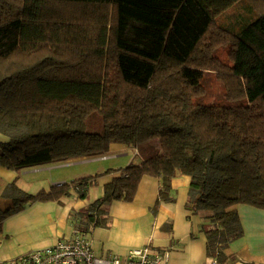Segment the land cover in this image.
<instances>
[{"label":"trees","instance_id":"1","mask_svg":"<svg viewBox=\"0 0 264 264\" xmlns=\"http://www.w3.org/2000/svg\"><path fill=\"white\" fill-rule=\"evenodd\" d=\"M0 133V164L14 170L132 146L103 195L71 212L76 234L108 227V206L133 201L144 176L160 180L155 210L173 202L184 174L187 208L210 211L208 254L213 239L227 250L244 234L237 205L264 209V0H0ZM100 176L35 195L9 184L0 224L72 189L84 199Z\"/></svg>","mask_w":264,"mask_h":264},{"label":"crops","instance_id":"2","mask_svg":"<svg viewBox=\"0 0 264 264\" xmlns=\"http://www.w3.org/2000/svg\"><path fill=\"white\" fill-rule=\"evenodd\" d=\"M0 141L7 142L8 137L0 133ZM107 156L105 159L102 156L73 158L22 170L0 164L2 211L14 206L13 193L8 190L9 184L14 182L22 192L35 195L51 190L53 185L101 173L84 199L72 189L60 200L29 203L6 216L0 224V260L17 258L53 246L59 240L73 238L76 232L71 223V212L87 208L103 195L104 185L119 174L108 169L124 167L135 159L132 146L124 144H113ZM98 161L105 164L98 165ZM172 185L175 200L160 203L157 210L154 207L159 199L160 180L153 176L142 178L133 201H113L108 206L109 226L95 227L87 234L95 253L102 257H124L130 249L144 246L165 252L161 248L186 241L190 233L180 235L176 224L178 216L188 223L187 213H193L187 208L190 177L178 174ZM237 209L244 234L230 244L227 253L235 260L238 256L233 264H264V209L248 204H239Z\"/></svg>","mask_w":264,"mask_h":264},{"label":"built area","instance_id":"3","mask_svg":"<svg viewBox=\"0 0 264 264\" xmlns=\"http://www.w3.org/2000/svg\"><path fill=\"white\" fill-rule=\"evenodd\" d=\"M107 157L102 156L104 159ZM167 257V251H157L149 246L132 248L124 257L98 256L90 239L76 234L71 239L59 240L45 249L34 250L13 259L0 260V264H167ZM212 264H219V261L215 259Z\"/></svg>","mask_w":264,"mask_h":264},{"label":"rangeland","instance_id":"4","mask_svg":"<svg viewBox=\"0 0 264 264\" xmlns=\"http://www.w3.org/2000/svg\"><path fill=\"white\" fill-rule=\"evenodd\" d=\"M237 12L236 8L230 9L224 14V20H226L228 17H232V15ZM222 58H225V51H222L220 53ZM207 86L209 91V96L211 100H218L221 96L220 93L223 92V89L220 85V83L214 78L212 74L207 75ZM139 157L136 158L138 160ZM98 165H103L105 162L98 161ZM210 211L208 210H202L199 213H187V220L188 223L184 221L183 218L178 216V223L177 231L180 235H184L187 232L190 233L189 237L186 241H180L176 242L173 245L167 247V248H161L163 251H168V257L167 261L169 263L167 264H212V262L217 259V251L219 249L223 250L225 247H227L228 244L225 245V247H220L219 241L217 239H213L214 246H211L210 248L211 253L210 255L207 252L206 247V235L203 231L200 229V222L204 215L209 214ZM234 242V241H232ZM231 242V244H232ZM231 246L229 245V248ZM219 248V249H217ZM160 250V248H159ZM214 255V256H213ZM223 256L219 257L220 261L219 264H233V262L238 260V256L233 258L232 256H229L227 253V250L224 249ZM171 261V263H170ZM249 263V262H248ZM251 263V262H250Z\"/></svg>","mask_w":264,"mask_h":264}]
</instances>
